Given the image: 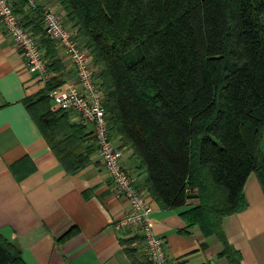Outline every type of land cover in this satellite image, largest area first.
<instances>
[{
	"label": "trees",
	"instance_id": "obj_1",
	"mask_svg": "<svg viewBox=\"0 0 264 264\" xmlns=\"http://www.w3.org/2000/svg\"><path fill=\"white\" fill-rule=\"evenodd\" d=\"M18 1L21 12L27 0ZM58 2L100 68L111 135L121 136L146 172L142 186L166 209L196 199L182 213L188 225L216 235L222 255L241 264L223 219L248 207L245 184L252 172L264 187V0ZM37 26L53 75L25 102L57 156L76 173L90 163L92 148L81 151L85 125L51 108L50 92L64 82V65L42 20ZM127 252L141 264L135 248ZM0 264H28L1 231Z\"/></svg>",
	"mask_w": 264,
	"mask_h": 264
},
{
	"label": "crops",
	"instance_id": "obj_2",
	"mask_svg": "<svg viewBox=\"0 0 264 264\" xmlns=\"http://www.w3.org/2000/svg\"><path fill=\"white\" fill-rule=\"evenodd\" d=\"M14 2L17 8L19 1ZM48 4L60 3L38 0V9L25 4L18 12L41 44L44 34L37 24H41V9ZM57 51L64 65V82L54 89H61L74 78L75 70L69 58ZM44 87L0 20V231L19 245L28 264H134L128 246L136 249L141 264H152L142 237L116 226L127 205L114 197L91 127L78 114L68 111L71 123L86 127L81 151L92 148L90 163L76 173L69 172L53 150L25 102ZM51 108L61 110L53 99ZM114 138L121 142V136ZM123 164L144 184L146 172L138 167L129 147ZM245 195L248 207L227 215L223 229L241 252V264H264V187L257 172L248 177ZM147 198L153 206L150 216L155 232L165 239L173 258L190 264H231L222 255L224 246L216 235L206 236L200 226L188 225L182 216L197 205L196 199L187 206L166 209L151 194ZM72 229L74 233L61 240ZM130 238L134 239L129 245L122 242Z\"/></svg>",
	"mask_w": 264,
	"mask_h": 264
},
{
	"label": "built area",
	"instance_id": "obj_3",
	"mask_svg": "<svg viewBox=\"0 0 264 264\" xmlns=\"http://www.w3.org/2000/svg\"><path fill=\"white\" fill-rule=\"evenodd\" d=\"M27 5L38 9V0H27ZM43 30L64 53L75 70V77L63 88L53 89L50 96L56 108L78 114L80 120L91 127L100 159L113 184L114 197L127 205L124 215L116 222L118 228H126L132 234H140L145 252L152 264H190L184 258H173L164 238L157 236L150 214L153 206L147 196L149 190L137 182L136 177L123 164L127 150L122 142L111 135V126L105 106L106 94L98 76L90 48L78 42L76 32L66 23L65 13L53 7L41 9ZM0 20L4 30L20 48L28 69L46 86L53 73L49 70L52 59L40 40L24 25L16 11L14 0H0Z\"/></svg>",
	"mask_w": 264,
	"mask_h": 264
},
{
	"label": "rangeland",
	"instance_id": "obj_4",
	"mask_svg": "<svg viewBox=\"0 0 264 264\" xmlns=\"http://www.w3.org/2000/svg\"><path fill=\"white\" fill-rule=\"evenodd\" d=\"M48 6L49 7H53V9L56 11V12H61V11H63V8H62V6L60 5V4H56V5H50V4H48ZM70 26L72 25V24H69ZM78 42L81 44V45H83L82 43H81V41L80 40H78ZM58 50V49H57ZM97 65V64H96ZM75 77V76H74ZM261 149L263 150V152H264V132L262 133V138H261Z\"/></svg>",
	"mask_w": 264,
	"mask_h": 264
}]
</instances>
